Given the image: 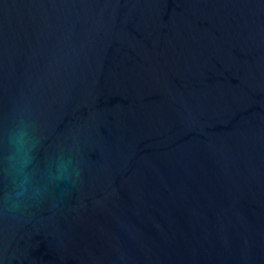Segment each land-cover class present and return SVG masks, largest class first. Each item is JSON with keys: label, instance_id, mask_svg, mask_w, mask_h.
Masks as SVG:
<instances>
[{"label": "water", "instance_id": "95a60500", "mask_svg": "<svg viewBox=\"0 0 264 264\" xmlns=\"http://www.w3.org/2000/svg\"><path fill=\"white\" fill-rule=\"evenodd\" d=\"M0 264H264V0H0Z\"/></svg>", "mask_w": 264, "mask_h": 264}]
</instances>
